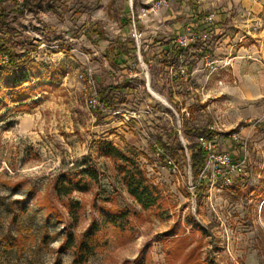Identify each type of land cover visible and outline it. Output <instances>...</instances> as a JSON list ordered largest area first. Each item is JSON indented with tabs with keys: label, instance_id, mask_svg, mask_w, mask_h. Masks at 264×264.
I'll list each match as a JSON object with an SVG mask.
<instances>
[{
	"label": "rangeland",
	"instance_id": "obj_1",
	"mask_svg": "<svg viewBox=\"0 0 264 264\" xmlns=\"http://www.w3.org/2000/svg\"><path fill=\"white\" fill-rule=\"evenodd\" d=\"M153 1L44 0L24 12L3 3L1 30L30 58L0 66V264H73L65 238L96 219L102 245L86 264H182L193 249L199 264H264V0H169L137 17L134 37L132 11ZM188 24L200 37L176 56L170 47ZM118 38L136 51L114 67L106 52ZM87 70L99 88L126 85L111 95L115 112L88 108ZM206 126L218 150L247 163L232 185L206 170L202 194L187 145L198 138L188 129ZM161 139L185 147L180 170L160 162ZM101 143L142 167L158 204L144 209L129 194ZM69 176L87 183L70 194L81 203L75 217L55 189ZM111 203L128 211L116 225L101 222Z\"/></svg>",
	"mask_w": 264,
	"mask_h": 264
},
{
	"label": "trees",
	"instance_id": "obj_2",
	"mask_svg": "<svg viewBox=\"0 0 264 264\" xmlns=\"http://www.w3.org/2000/svg\"><path fill=\"white\" fill-rule=\"evenodd\" d=\"M44 0H24L22 4L16 9L18 12H24L25 9L35 10ZM5 0H0V51L7 52L11 57V62L6 65L9 68L18 66L20 61H27L30 58V52L17 53L15 47L11 44L10 37L12 36L11 30L2 32L1 28L6 25L7 10L4 9L3 3ZM94 31L98 36L105 37L102 30L95 28ZM10 34V35H9ZM9 35V37L7 36ZM176 56H179L182 49L172 44L170 47ZM133 51H136V45L132 39L122 40L118 38L115 42L111 43L106 55L109 62L114 66H119L121 62L126 61V57ZM125 84H120L112 87H100V96L106 102L110 103L112 99V93L115 90H121L125 88ZM187 130V129H186ZM188 131L192 134H198L206 136L212 140L216 137L217 131H214L210 127H203V129L189 128ZM161 151L159 152V160L163 165L169 166L171 169H181L182 163L186 160L185 147L181 143H169L159 140L157 143ZM102 154L113 158L116 163L117 172L121 177L122 183L127 188L129 194L144 208L150 209L158 204V194L154 185L149 181L146 172L142 167L132 158L127 156L124 152L119 150L111 143H101ZM190 151L191 167L193 170L195 188L196 191L205 194L206 180L202 175V171L205 167L206 152L201 148L198 141H193L187 145ZM90 177H93L91 171ZM61 187L59 184L55 185L56 192H60V188H63L65 196H69L64 201L65 206L73 217L76 216V212L81 206L78 200H74L70 197V194L74 190H84L87 183L83 181L81 177L69 176L61 179ZM108 200V199H107ZM96 205V203H95ZM101 213V222L110 223L116 225L119 220L128 215V211L117 207L115 203L101 206L99 208ZM99 221L94 220L91 226L84 232L81 238H78L74 234H69L63 242V248L65 250H72L74 253L73 264H86L89 258L95 253L96 249L102 245V241L98 236ZM21 239H18L20 244ZM185 245L178 247V250L182 255ZM183 256V255H182ZM182 264H199V258L196 250L193 249L189 253L184 255Z\"/></svg>",
	"mask_w": 264,
	"mask_h": 264
},
{
	"label": "built area",
	"instance_id": "obj_3",
	"mask_svg": "<svg viewBox=\"0 0 264 264\" xmlns=\"http://www.w3.org/2000/svg\"><path fill=\"white\" fill-rule=\"evenodd\" d=\"M14 3L17 7L23 3L24 0H8ZM169 6V0H155L150 8H143L137 15L134 11L131 13V30L133 31L134 37H141L143 33L140 31L137 24L138 18H147L151 11L158 12ZM202 23H212L214 21V15L208 14L202 16ZM200 34L195 31L192 24H188L184 31L178 33L173 39V44L178 48L182 49L180 56L183 51L194 44ZM11 62V57L7 52L0 51V66H6ZM184 72V68H182ZM79 78L83 83V90L86 95L87 106L91 111L100 113H110L113 108L110 107L109 103L106 102L100 96V88L94 74L87 70L80 73ZM201 148L206 152L205 167L202 171V175L206 170H210L214 181H221L224 185H232L234 183L235 176H241L245 172L247 156L244 155L242 158L236 160L233 154L227 150H218L215 143V138L210 140L204 135H200L197 138ZM157 149L161 150L156 144Z\"/></svg>",
	"mask_w": 264,
	"mask_h": 264
}]
</instances>
